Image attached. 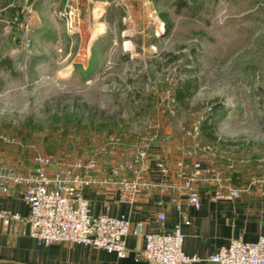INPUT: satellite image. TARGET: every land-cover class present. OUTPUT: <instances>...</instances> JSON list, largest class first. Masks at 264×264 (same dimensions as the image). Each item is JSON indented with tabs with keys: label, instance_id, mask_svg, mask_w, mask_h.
Here are the masks:
<instances>
[{
	"label": "rangeland",
	"instance_id": "rangeland-1",
	"mask_svg": "<svg viewBox=\"0 0 264 264\" xmlns=\"http://www.w3.org/2000/svg\"><path fill=\"white\" fill-rule=\"evenodd\" d=\"M120 2L114 22L96 13L70 33L57 3L0 0V133L16 139L1 143L2 156L88 158L114 134L130 146L152 119L161 124L155 145L174 148L180 126L201 122L213 101L225 113L208 121L215 138L200 127L199 141L212 146L203 161L219 168V154L264 153V0ZM89 52L99 56L92 76L82 72Z\"/></svg>",
	"mask_w": 264,
	"mask_h": 264
},
{
	"label": "built area",
	"instance_id": "built-area-1",
	"mask_svg": "<svg viewBox=\"0 0 264 264\" xmlns=\"http://www.w3.org/2000/svg\"><path fill=\"white\" fill-rule=\"evenodd\" d=\"M64 0L53 12L63 20L68 32H75L83 25L82 2ZM32 0H30V5ZM156 12L152 6L151 15ZM170 94V92H167ZM210 105L207 106V109ZM159 120L147 123V131L126 146L123 136L111 135L110 143L103 145L88 158L66 160L51 152H34L28 159L10 161L0 153V197L19 193L28 204V213L23 216L17 211L0 207V222L9 236L17 233V226L26 221L28 234L38 243L52 242L83 243L126 255L125 237L130 231V222L125 215L113 216L106 213L94 214L83 193L86 186L117 188L123 200L132 202L144 189L156 188L173 191L177 201L185 196L188 203L200 206L199 190L208 187L212 198H235L250 195L255 188L264 192V168L251 173L242 184L233 182L230 172L208 165L202 155L211 151L210 143L199 141L200 122L191 126L181 125L182 138L174 149L180 154L172 169L162 152L153 149L160 135ZM3 142H16L13 136L0 133ZM114 154L112 162L104 161V154ZM190 156V158H186ZM154 167L162 178L154 180L149 172ZM228 169L235 162L227 157ZM249 163V158H244ZM264 166V153L256 158ZM164 218L163 212L156 215ZM185 222L188 220L185 218ZM184 232L180 223L170 230L157 229L145 233V242L140 250L147 264H187L199 257L183 251ZM219 264H264V233L256 240L248 241L232 237L228 244L220 246L208 256Z\"/></svg>",
	"mask_w": 264,
	"mask_h": 264
},
{
	"label": "crops",
	"instance_id": "crops-1",
	"mask_svg": "<svg viewBox=\"0 0 264 264\" xmlns=\"http://www.w3.org/2000/svg\"><path fill=\"white\" fill-rule=\"evenodd\" d=\"M63 2L64 0H32V4L38 8L55 3L62 6ZM121 10L123 8L120 0L82 2V15L84 18L87 16L88 21L91 17H95L96 13L99 15L105 13V18L108 17L114 22L121 15ZM97 39V36H91L89 42L92 45L97 44ZM98 59L97 53L89 52L87 58L81 61L83 74L92 76L98 69L91 68L90 63ZM153 149L162 152L170 168L175 167L180 154L174 148L169 149L165 146L160 148L156 145ZM260 155L261 153L250 151L228 152L223 154L222 158L219 154L218 167L224 172H230L235 184H242L247 181L251 173L259 172L264 168L256 162V158ZM227 157L235 162L231 170L228 169ZM114 158L115 155L111 154L106 156L104 161L110 163ZM244 158H249L251 161L246 163L243 161ZM207 160L210 161V158H206ZM150 162L152 164L150 177L160 180L162 175L153 166V158ZM117 190L112 187L86 186L83 193L89 201L92 213H106L113 216L123 214L128 218L130 231L125 237L127 248L125 256L120 257L113 251L77 242L38 243L28 234L29 225L26 221L17 226L15 235L9 236L0 222V264H147L140 254L145 242V233L161 228L170 230L177 222L184 232L183 251L199 257L187 264H219L208 256L220 246L228 244L232 237L253 241L264 233V192L258 188H255L250 195L214 199L208 187H201L198 208L189 204L185 196H181L177 204L171 190L163 192L156 188H147L132 202L123 200L120 194H117ZM0 207L17 211L23 216L27 215L29 210L27 202L19 193L1 196ZM158 212L164 213L162 220L157 219ZM185 218L187 222L184 221Z\"/></svg>",
	"mask_w": 264,
	"mask_h": 264
},
{
	"label": "trees",
	"instance_id": "trees-1",
	"mask_svg": "<svg viewBox=\"0 0 264 264\" xmlns=\"http://www.w3.org/2000/svg\"><path fill=\"white\" fill-rule=\"evenodd\" d=\"M174 4L178 8L184 7L187 4V0H174ZM160 16L162 17V20L165 24L166 31L169 29L170 21L168 17V13L164 10L160 11ZM191 82V81H190ZM189 81L186 82L185 88H188L190 84ZM183 92L178 91L176 97L182 98ZM214 103L210 104V108L207 109L205 116L202 117L200 122V127H202L203 131L208 134L209 137L215 138V136L212 134V131L208 129L210 127L211 123L208 122L210 119L216 120L219 117H222L225 111L223 110V104L221 102L213 101ZM208 129V130H207Z\"/></svg>",
	"mask_w": 264,
	"mask_h": 264
},
{
	"label": "water",
	"instance_id": "water-1",
	"mask_svg": "<svg viewBox=\"0 0 264 264\" xmlns=\"http://www.w3.org/2000/svg\"><path fill=\"white\" fill-rule=\"evenodd\" d=\"M117 194H120V190L119 189L117 190Z\"/></svg>",
	"mask_w": 264,
	"mask_h": 264
}]
</instances>
